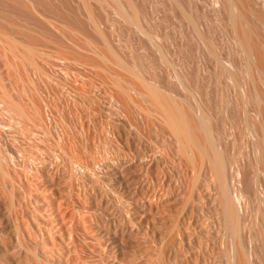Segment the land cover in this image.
<instances>
[{
  "label": "bare ground",
  "instance_id": "6f19581e",
  "mask_svg": "<svg viewBox=\"0 0 264 264\" xmlns=\"http://www.w3.org/2000/svg\"><path fill=\"white\" fill-rule=\"evenodd\" d=\"M251 1L0 0L16 71L48 74L55 56L79 66L61 95L77 110L71 133L51 131L50 99L31 98V114L1 87L22 135L34 114L54 137L41 157L69 163L63 176L38 164L0 111V264H264V34Z\"/></svg>",
  "mask_w": 264,
  "mask_h": 264
},
{
  "label": "rangeland",
  "instance_id": "374dc122",
  "mask_svg": "<svg viewBox=\"0 0 264 264\" xmlns=\"http://www.w3.org/2000/svg\"><path fill=\"white\" fill-rule=\"evenodd\" d=\"M255 2V3H254ZM254 3V4H253ZM240 6L239 7H242V9L244 8L243 7V5L242 4H239ZM251 5V6H250ZM246 6H247V9L246 8H244L243 10L244 11H246V13L254 20V22H255V24H256V26H257V28H258V30L262 33V34H264V18H263V16H264V0H252L250 3H247L246 4ZM245 6V7H246ZM252 6H253V8H255L256 9V12H255V9H252ZM255 13H257V14H255ZM260 12V13H259ZM252 13L254 14V15H252ZM257 15V16H256ZM260 15H261V17H260ZM257 17V18H256ZM261 18V19H260ZM262 20V21H261ZM258 21V22H257ZM263 23V24H262ZM261 27V28H260ZM44 45V47L45 48H49V49H54L53 47H52V44H46V43H43ZM51 45V46H50ZM2 46H1V43H0V91L2 90V88L1 87H6V89L8 90L9 89V91H10V93H11V95H12V93H13V97L16 99V100H19V102L20 103H22V106L25 108V109H27V111L29 110V113H31V112H33L32 111V109H34V107H32L33 106V104H35V102L36 101H38V104H41V105H44V102H43V99H46V101H48L47 99H50L49 100V102H51V105L52 106H54V107H52V115L53 116H55L56 114V118H57V121L55 120L56 118L55 117H53L52 119H54L53 120V123H55V124H53L52 122L51 123H49V127L50 128H52V132H55V129H56V127H59V129L60 128H62V130H66V131H68L69 130V133H71L73 130H71V129H73V127H72V124H71V122H73L74 123V121L76 122L77 120V118L78 117H76V116H74V114L76 115V112H77V110H76V108H75V106L74 105H70V107L72 106V108H71V112H70V109L68 110L72 115H67L68 114V111H67V107H66V110H65V106L62 104V103H64V100H62L63 98H66V96L67 95H69V96H67V98H69V97H71L72 95H73V93H75L73 90H72V88H70V86L68 85V83H66V82H68V80L67 79H71V77L73 78V81L72 82H74L76 85L78 84V81H76V79H75V75L73 74V73H70V69H69V66H72L75 70H77L78 68H79V66L77 65V64H75V63H73L71 60H66V59H62V58H59V57H57V56H55V57H52L51 59H49V60H47V62H44V63H42V66L44 65V70L48 73V74H44V73H32V74H29L27 71H28V69H26V66L27 65H25V67H23V68H21L19 71H18V69H17V71L20 73L21 72V70L23 71V73L21 74H19V73H17V71H16V68L13 66L14 64H12V62H14V60L12 61V56H10L9 54V56L10 57H7L6 56V54H5V52H3V48H1ZM15 68V69H14ZM28 68H29V66H28ZM25 77V79H24V77ZM20 76H22V77H20ZM31 76H33V79L32 80H34L33 82L32 81H30V77ZM69 77V78H68ZM24 81V83H23V81H22V83H20L21 82V79ZM17 79H19V81L17 80ZM75 79V80H74ZM2 80H5V81H2ZM72 80V79H71ZM19 83V86H16V85H18V83ZM32 82L33 84H31L30 82ZM3 82H5V84L7 85H4V84H2L1 85V83H3ZM28 82H29V84H28ZM38 82V83H37ZM43 82H44V84H43ZM16 83V84H15ZM20 84H22V85H20ZM35 84V85H34ZM37 85V86H36ZM44 85V86H43ZM29 86H32V87H29ZM40 86H42V87H40ZM69 87V88H68ZM102 87V86H101ZM15 88H17V91L19 92V95H17L18 94V92L16 91V89ZM18 88H19V90H18ZM21 88V89H20ZM29 89V90H28ZM32 89H34L33 91H32ZM103 90H101L100 89V91L103 93V95H104V98H106V100H109L110 102H111V97H110V95H111V92H109V91H107V90H105V88H102ZM26 90L28 91L27 93H26ZM30 91H32V92H30ZM72 91V92H71ZM16 92H17V94H16ZM41 92V93H40ZM29 93V94H28ZM62 93V94H61ZM58 94V95H57ZM28 95L29 96H32V97H30V98H28ZM43 95V96H42ZM61 95L63 96V95H65V97H62V99H61ZM17 96L18 97H20V98H17ZM60 96V97H59ZM23 97V98H22ZM44 97V98H43ZM45 97H47V98H45ZM49 97V98H48ZM35 101V102H33L32 101V99ZM20 99H22V102H21V100ZM59 99V100H58ZM62 100V102H61V100ZM30 100V103L28 102ZM1 101V100H0ZM45 101V100H44ZM41 102V103H40ZM56 102V103H55ZM58 102V103H57ZM33 103V104H32ZM62 105H60V104ZM0 104H2V105H0V111H2L1 113L3 114L2 115V120H3V122H4V124L5 125H7V126H10V133L11 134H14V135H16V136H18L19 137V140H18V143L21 145V146H23L24 148H25V152H29L30 153V151L32 152V153H30V154H32V155H34V156H37V157H40V158H42V159H40L39 158V160H38V164L40 163V164H42L44 167L46 166V167H49L50 165H51V167H53V166H57L58 164L60 165V170H61V173H60V175H64V174H62V170H63V172H64V170H65V168H63V166L64 167H66V166H68V163H69V161H68V158L65 156V159H64V157L62 156L61 158H62V161H61V159H60V163H59V158H57L58 160V162L55 160L56 158H54V160L57 162L56 163V165H53V164H50V161L49 160H47L48 158H46V160H45V158H44V156L42 155V157H41V155L40 154H43V153H41V151L42 152H47V153H51L52 154V150L54 151V150H56L57 149V147L55 146V144L54 143H56V141L54 140V137L52 138V136L51 135H46L45 133V136H44V134H43V131H41V129L39 128V127H37L36 125H35V121H36V118H35V116H34V114L32 115V117L30 116V120H29V123H28V126L31 128V127H33V130H34V132H35V135L33 136H31V138L29 139V138H27V136L24 134V135H22V130H20L21 129V127H19V124L18 123H16V122H14V119L13 120H11L13 117H10L12 114L9 112V110H7L6 109V107H5V104L1 101L0 102ZM30 104L32 105V106H30ZM36 104H37V102H36ZM37 104V105H38ZM56 104V105H55ZM29 106V107H28ZM62 108H61V107ZM31 107H32V109H31ZM56 109V112H54V109ZM64 108V111H66V113L64 114V111H61L62 109ZM59 110V112H58V110ZM61 109V110H60ZM74 110H76V111H74ZM73 111L75 112L74 114H73ZM8 112L10 113V115L8 114ZM32 114V113H31ZM120 115V114H119ZM13 116V115H12ZM71 116H72V118H71ZM113 116V117H112ZM115 116V117H114ZM123 116V117H122ZM67 117H68V119H69V121L67 120ZM125 116L123 115V114H121L119 117H117L116 116V114H114L113 112H111V119H123ZM11 118V119H10ZM15 118V117H14ZM75 118V119H74ZM10 119V120H9ZM16 119V118H15ZM59 119H61L60 120V122H58V120ZM18 120V118L16 119V121ZM72 120V121H71ZM74 120V121H73ZM63 121V122H62ZM58 124H57V123ZM64 124V125H62V123ZM65 122V123H64ZM67 122H68V124H67ZM52 124H53V126H52ZM66 124V125H65ZM55 125H56V127H55ZM59 125V126H58ZM70 125V126H69ZM64 126L68 129H66V128H64ZM36 127V128H35ZM99 127V126H98ZM40 130H39V129ZM55 128V129H54ZM71 128V129H70ZM100 128V127H99ZM100 130H102L101 128H100ZM37 132V133H36ZM41 135V136H40ZM25 136V137H24ZM52 139H51V138ZM27 138V139H26ZM40 139H42V140H40ZM51 139V141H49ZM45 140V142H43ZM54 141V143H53V141ZM50 142L51 143H53V146H52V144H50ZM39 147H41V148H39ZM55 147H56V149H55ZM53 148V149H52ZM37 149H39V151L37 150ZM44 149H46V151L44 150ZM37 151H38V153H37ZM74 151V154H76V151L75 150H73ZM63 159H64V161H63ZM62 162V163H61ZM63 162H65V163H63ZM67 162V163H66ZM63 164H65V165H63ZM67 164V165H66ZM41 165V166H42ZM62 166V167H61ZM59 167V166H58ZM63 168V169H62ZM67 168V167H66ZM38 174V175H35V174ZM34 176H36V177H34V178H36L35 180H37V182L39 181V178H40V176H39V173L38 172H34ZM39 178H38V177ZM38 178V179H37ZM76 212L74 211V210H68L67 211V218H66V223H67V226L69 227V228H71V225H73V224H77L78 223V216L75 214ZM76 215V216H75ZM77 221V222H76Z\"/></svg>",
  "mask_w": 264,
  "mask_h": 264
}]
</instances>
